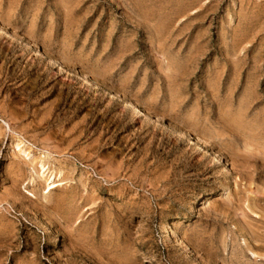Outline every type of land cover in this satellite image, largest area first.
I'll list each match as a JSON object with an SVG mask.
<instances>
[{"label": "rangeland", "instance_id": "obj_1", "mask_svg": "<svg viewBox=\"0 0 264 264\" xmlns=\"http://www.w3.org/2000/svg\"><path fill=\"white\" fill-rule=\"evenodd\" d=\"M0 264H264V0H0Z\"/></svg>", "mask_w": 264, "mask_h": 264}, {"label": "bare ground", "instance_id": "obj_2", "mask_svg": "<svg viewBox=\"0 0 264 264\" xmlns=\"http://www.w3.org/2000/svg\"><path fill=\"white\" fill-rule=\"evenodd\" d=\"M194 135V134H193ZM203 146V145H202ZM206 146H207V148H208V144H206ZM19 147V146H18ZM212 148V147H211ZM26 155H27V153H26ZM28 156H29V154H28ZM29 158H30V156H29ZM215 159L216 160H214V162H216L218 165H220V166H223L224 167V164H225V162H224V160H222L221 159V157L220 156H217V155H215ZM215 164V163H214ZM216 164V165H217ZM226 168V167H225ZM48 168L43 164V163H41V165H40V175H42V178L43 177H46L48 174ZM50 175V174H49ZM52 177H54V176H52V175H50V179H49V183H48V193H50L51 192V190H54L57 186H56V181L55 180H53V178ZM48 178V177H47ZM250 226V225H249ZM256 253V252H255Z\"/></svg>", "mask_w": 264, "mask_h": 264}]
</instances>
